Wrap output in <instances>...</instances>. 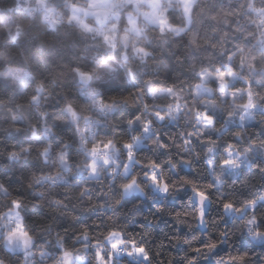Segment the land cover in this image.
<instances>
[{
    "label": "clouds",
    "instance_id": "obj_1",
    "mask_svg": "<svg viewBox=\"0 0 264 264\" xmlns=\"http://www.w3.org/2000/svg\"><path fill=\"white\" fill-rule=\"evenodd\" d=\"M0 264H264V0H0Z\"/></svg>",
    "mask_w": 264,
    "mask_h": 264
}]
</instances>
